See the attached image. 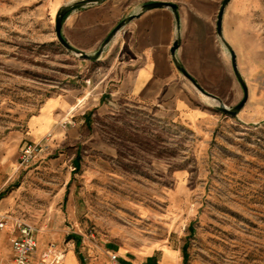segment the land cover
Returning a JSON list of instances; mask_svg holds the SVG:
<instances>
[{
  "label": "rangeland",
  "instance_id": "1",
  "mask_svg": "<svg viewBox=\"0 0 264 264\" xmlns=\"http://www.w3.org/2000/svg\"><path fill=\"white\" fill-rule=\"evenodd\" d=\"M197 1L188 12L212 15L211 30L193 22L206 54L197 81L232 108L245 94L217 31L224 0ZM43 2L0 0V143L91 61L58 41L56 16ZM223 35L248 88L237 117L206 95L219 120L203 134L123 105L96 120L80 168L52 165L45 153L26 167L18 162L4 191L22 190L17 210L36 228L31 264L76 263L69 242L79 264H145L149 256L160 264H264V0H231ZM1 229L12 234L13 249V230ZM51 248L57 258L47 263Z\"/></svg>",
  "mask_w": 264,
  "mask_h": 264
},
{
  "label": "crops",
  "instance_id": "2",
  "mask_svg": "<svg viewBox=\"0 0 264 264\" xmlns=\"http://www.w3.org/2000/svg\"><path fill=\"white\" fill-rule=\"evenodd\" d=\"M76 1L79 0H44L43 5L50 16L53 13L56 16L62 6ZM152 1L176 3L180 26L170 7L140 13L141 6ZM212 2L209 0L208 4L212 5ZM196 4L197 0H106L66 16L64 37L73 46L93 54L120 21L140 13L116 35L100 59L85 65L77 81L66 83L61 92L48 96L23 128L11 132L0 143V219L3 215H22L17 210L22 190L10 187L5 192L4 188L16 174L19 152L26 142H39L52 133L51 149L45 153L47 162L52 165L70 162L78 169L82 166L84 144L96 120L114 114L123 105L167 115L196 133L212 132L218 123V115L206 106V95L176 68L171 54L174 41L180 34L177 57L200 81L198 63H204L206 54L195 41L197 31L193 22L204 23V30L209 23L211 30L212 15L187 11L186 6ZM67 147L75 151L72 156H68ZM11 235L5 229L0 230V255L6 264L13 257L12 246H9ZM69 251H73L76 263L68 264H79L74 242H69L67 253Z\"/></svg>",
  "mask_w": 264,
  "mask_h": 264
},
{
  "label": "water",
  "instance_id": "3",
  "mask_svg": "<svg viewBox=\"0 0 264 264\" xmlns=\"http://www.w3.org/2000/svg\"><path fill=\"white\" fill-rule=\"evenodd\" d=\"M106 0H79L76 2H73L71 4L68 5H64L62 6L57 14H56V19H55V32H56V36L58 41L68 50H70L71 52L79 55L82 59H86V60H98L100 59V57L102 56V54L104 53L106 47L113 41V39L116 37V35L128 24L130 23L132 20H134L135 18H137L140 13L154 9V8H162V7H170L175 15L176 21H177V25L178 27L180 26V15H179V11H178V5L176 3L173 2H166V1H152V2H147L144 3L141 6V11L140 13H134L131 14L129 16H127L126 18H124L122 21H120L115 27L114 29L108 34V36L104 39V41L101 43L99 49L93 53V54H89L75 46H73L72 44H70L68 42V40L64 37L63 35V23H64V19L65 17L72 11L87 7L89 5H93V4H98V3H102ZM231 0H224L222 5H221V9L218 15V21H217V31H218V35L220 36V38L223 40V42L225 43V45L228 47V49L231 51V55H232V63H233V67L236 73V76L238 78V80L240 81L243 89H244V98L242 99V101L237 104L236 106L230 108L228 106H226L225 104H223V102L221 101V99L216 96L213 95L209 92H207L200 84L199 82L186 70V68L183 66V64L180 62V60L177 57V50L181 45V35L179 34L178 37L176 38V40L174 41V44L171 48V54L173 57V61L176 65V68L187 78L189 79L198 90H200L203 94L217 100L220 103V106L218 107V110L221 111L222 113H225L226 115H229L231 117H237L238 113L240 112V110L244 107V105L247 103L248 98H249V94H248V88L247 85L239 71L238 68V63H237V56L236 53L234 52V50L232 49V47L229 45V43L226 41V39L224 38L223 35V16L226 10V7L228 6L229 2Z\"/></svg>",
  "mask_w": 264,
  "mask_h": 264
},
{
  "label": "built area",
  "instance_id": "4",
  "mask_svg": "<svg viewBox=\"0 0 264 264\" xmlns=\"http://www.w3.org/2000/svg\"><path fill=\"white\" fill-rule=\"evenodd\" d=\"M52 133H48L39 142H26L21 148L19 156L20 167L28 166L34 159L51 149ZM0 228H11L14 232L12 238L13 263L11 264H31L32 255L37 247L36 228L31 222H27L20 217L3 215L0 219ZM56 251L51 248L44 253L43 259L47 262L55 261ZM48 263V262H47Z\"/></svg>",
  "mask_w": 264,
  "mask_h": 264
},
{
  "label": "trees",
  "instance_id": "5",
  "mask_svg": "<svg viewBox=\"0 0 264 264\" xmlns=\"http://www.w3.org/2000/svg\"><path fill=\"white\" fill-rule=\"evenodd\" d=\"M66 18V17H65ZM65 20V19H64ZM184 263H187V253L186 251H184ZM122 264H133L131 262H128L126 260H122ZM145 264H160L159 262V259L156 257V256H149L147 259H146V262Z\"/></svg>",
  "mask_w": 264,
  "mask_h": 264
}]
</instances>
